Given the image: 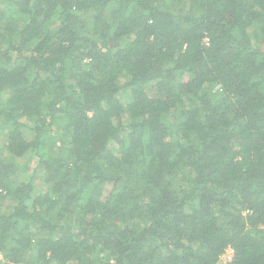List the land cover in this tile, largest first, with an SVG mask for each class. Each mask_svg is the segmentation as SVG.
Masks as SVG:
<instances>
[{
	"label": "trees",
	"instance_id": "trees-1",
	"mask_svg": "<svg viewBox=\"0 0 264 264\" xmlns=\"http://www.w3.org/2000/svg\"><path fill=\"white\" fill-rule=\"evenodd\" d=\"M0 153V264H264V0H0Z\"/></svg>",
	"mask_w": 264,
	"mask_h": 264
},
{
	"label": "rangeland",
	"instance_id": "rangeland-1",
	"mask_svg": "<svg viewBox=\"0 0 264 264\" xmlns=\"http://www.w3.org/2000/svg\"><path fill=\"white\" fill-rule=\"evenodd\" d=\"M0 156H1V153H0ZM25 173H26V172H24V171H19V172H17V173L14 175V179H16L17 181H18V180H22V179H24V178L27 176ZM35 183H36V188H41V189H43L44 185H42L41 180H39L38 178H36Z\"/></svg>",
	"mask_w": 264,
	"mask_h": 264
},
{
	"label": "built area",
	"instance_id": "built-area-1",
	"mask_svg": "<svg viewBox=\"0 0 264 264\" xmlns=\"http://www.w3.org/2000/svg\"><path fill=\"white\" fill-rule=\"evenodd\" d=\"M232 258V252L230 249H226L225 252L221 255V262H226Z\"/></svg>",
	"mask_w": 264,
	"mask_h": 264
}]
</instances>
